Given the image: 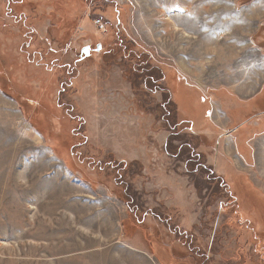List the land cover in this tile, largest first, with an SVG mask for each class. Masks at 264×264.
Segmentation results:
<instances>
[{"label":"rangeland","instance_id":"rangeland-1","mask_svg":"<svg viewBox=\"0 0 264 264\" xmlns=\"http://www.w3.org/2000/svg\"><path fill=\"white\" fill-rule=\"evenodd\" d=\"M261 147L264 0H0V264H264Z\"/></svg>","mask_w":264,"mask_h":264},{"label":"bare ground","instance_id":"bare-ground-1","mask_svg":"<svg viewBox=\"0 0 264 264\" xmlns=\"http://www.w3.org/2000/svg\"><path fill=\"white\" fill-rule=\"evenodd\" d=\"M221 29H223V28H221ZM235 48V47H234ZM225 50V49H224ZM231 50V49H230ZM234 51V50H233ZM200 53V52H199ZM226 54V53H225ZM227 54H228V52H227ZM201 55V54H200ZM215 55V54H214ZM239 55H241V54H239ZM198 56V55H197ZM213 56V55H212ZM200 57V56H199ZM238 57H240V56H238ZM222 61H224V60H222ZM221 61V62H222ZM240 61V60H239ZM242 61H243V59H242ZM226 62V61H225ZM227 62H228V60H227ZM220 63V62H219ZM225 64V63H224ZM231 64H232V62H231ZM241 64H242V62H241ZM240 64V65H241ZM220 65V64H219ZM229 66H232V65H229ZM242 66V65H241ZM222 67V66H221ZM236 67V66H235ZM203 68V67H202ZM225 68V67H224ZM223 68V69H224ZM222 69V68H221ZM222 69V70H223ZM225 69H227V68H225ZM200 70V69H199ZM218 70L220 71V69L218 68ZM245 70V69H244ZM224 71V70H223ZM222 71V72H223ZM227 71H229V70H227ZM231 72V71H230ZM221 73V72H220ZM236 73H237V71H236ZM235 73V74H236ZM244 73H245V71H244ZM247 73V72H246ZM222 74V73H221ZM226 75V74H225ZM230 76V75H229ZM225 78V77H224ZM226 79V78H225ZM227 79H228V76H227ZM230 80H231V78H230ZM259 156L261 157V160H262V158H263V161L262 162H260L261 163V167H262V170H264V164H262V163H264V147H261V149H260V152H259ZM264 174V173H263Z\"/></svg>","mask_w":264,"mask_h":264},{"label":"flooded vegetation","instance_id":"flooded-vegetation-1","mask_svg":"<svg viewBox=\"0 0 264 264\" xmlns=\"http://www.w3.org/2000/svg\"><path fill=\"white\" fill-rule=\"evenodd\" d=\"M165 79H166V77H165V75H164V81H165ZM168 82V81H167Z\"/></svg>","mask_w":264,"mask_h":264},{"label":"built area","instance_id":"built-area-1","mask_svg":"<svg viewBox=\"0 0 264 264\" xmlns=\"http://www.w3.org/2000/svg\"><path fill=\"white\" fill-rule=\"evenodd\" d=\"M97 23H98V24H100L101 22H100V21H98Z\"/></svg>","mask_w":264,"mask_h":264},{"label":"crops","instance_id":"crops-1","mask_svg":"<svg viewBox=\"0 0 264 264\" xmlns=\"http://www.w3.org/2000/svg\"><path fill=\"white\" fill-rule=\"evenodd\" d=\"M228 25V24H227ZM229 26V25H228ZM228 26H226V27H228Z\"/></svg>","mask_w":264,"mask_h":264}]
</instances>
